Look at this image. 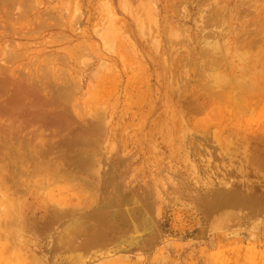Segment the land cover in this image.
Listing matches in <instances>:
<instances>
[{
  "label": "rangeland",
  "instance_id": "rangeland-1",
  "mask_svg": "<svg viewBox=\"0 0 264 264\" xmlns=\"http://www.w3.org/2000/svg\"><path fill=\"white\" fill-rule=\"evenodd\" d=\"M0 3V107L17 94L23 125L36 107L56 122L0 135V264H264V214L214 218L251 179L236 174L244 147L264 179V0H158L142 34L118 6L112 52L96 34L106 0ZM158 121L169 142L151 138Z\"/></svg>",
  "mask_w": 264,
  "mask_h": 264
},
{
  "label": "bare ground",
  "instance_id": "bare-ground-1",
  "mask_svg": "<svg viewBox=\"0 0 264 264\" xmlns=\"http://www.w3.org/2000/svg\"><path fill=\"white\" fill-rule=\"evenodd\" d=\"M9 1V0H8ZM107 1V3H105L104 5H105V9L106 10H109V11H107V13L106 14H108V17H105V20H106V22L105 21H103V24H104V27H101L100 28V30L99 29H97V30H99V31H97L96 32V34H97V37H99V38H101V40L103 41V43H104V45L106 46V48H105V51H106V49L108 50L109 49V51H114V50H112V48H113V45H114V48H115V44H113V41H116L117 40V38H116V35H117V33H118V29L120 28L116 23H114L115 21H112V20H114L115 18L114 17H116L117 16V11L118 10H121L122 12H124L125 13V11L127 10V9H129V10H133V13L135 14V18H136V21H137V23L136 24H138L139 22H141L140 23V25H136V27H135V24L133 25V23H131L130 21H128L129 23H131L130 25H132V28H133V26H134V28H138V26H141L142 24H144L145 25V23L143 22V20H145V19H143L142 18V15L144 14V16H145V18L150 14V12H151V14L149 15V17H147L150 21L152 20L151 18L152 17H154V15L156 14L155 12L157 11L156 10V4H157V1L158 0H121V2H120V0L118 1V2H120V3H122V4H120V3H118V5H117V3H116V0H113V2L115 3V5H113L112 3H111V1L110 0H106ZM124 1V2H123ZM2 3H3V1H1ZM6 3V2H5ZM160 3V2H159ZM172 3V2H171ZM1 4V3H0ZM6 5V4H5ZM158 5V4H157ZM115 6V7H114ZM121 8V9H119V7ZM162 6V5H161ZM116 7H117V9H116ZM149 8L151 9L150 11H149ZM2 9V8H1ZM20 9V8H19ZM161 9V8H160ZM106 10H105V12H106ZM123 10H125V11H123ZM152 10H153V13H154V15L152 16ZM156 10V11H155ZM20 12V11H19ZM126 12H130V11H126ZM146 12H148V13H146ZM168 12V11H167ZM210 12V11H209ZM128 13H126L127 14V16H128ZM148 14L147 16H146V14ZM21 14V13H20ZM76 14V13H75ZM129 15H132V12H131V14L129 13ZM157 15V14H156ZM155 15V16H156ZM126 16V17H127ZM132 16H134V15H132ZM132 16H130V17H132ZM143 16V17H144ZM150 16H152V17H150ZM113 17V18H112ZM129 17V19H131ZM208 17V16H207ZM140 18H142V19H140ZM147 18H146V20H147ZM128 19V20H129ZM157 19V16L151 21V23L152 24H157V22L155 21ZM216 19V18H215ZM132 20V19H131ZM133 20H134V18H133ZM132 20V21H133ZM138 20H139V22H138ZM146 20H145V22H146ZM149 20H148V22H149ZM217 20V19H216ZM211 21H212V19H211ZM213 21H215V20H213ZM143 22V23H142ZM150 23V22H149ZM149 23H148V25H149ZM150 23V24H151ZM212 23V22H211ZM3 24V23H2ZM119 24H120V22H119ZM147 25V26H148ZM161 25V24H160ZM1 26V25H0ZM141 28V30H139L140 32H141V34H142V32H143V29H144V27H143V25H142V27H140ZM168 30H169V28H168ZM134 29H133V33H134ZM136 32V31H135ZM122 33V32H121ZM131 34V33H130ZM129 34V35H130ZM136 35V33H134V36ZM121 36V35H120ZM132 36V35H131ZM130 36V39L131 38H133V36L131 37ZM136 37V36H135ZM208 37V36H207ZM96 38V37H95ZM121 38H123V37H121ZM134 39H136V38H134ZM100 41V39L98 40V42ZM101 41V42H102ZM133 41V40H132ZM261 41V40H260ZM128 42V41H127ZM100 43V42H99ZM103 43H101L102 45H103ZM115 43V42H114ZM133 44H134V42H133ZM138 44V43H137ZM130 45V44H129ZM252 45V44H251ZM104 46V47H105ZM127 46H128V44H127ZM131 46V45H130ZM129 46V47H130ZM140 46V45H139ZM159 46V45H158ZM99 47V46H98ZM101 47V46H100ZM132 47V46H131ZM130 47V48H131ZM135 47V46H134ZM103 48V47H102ZM128 48V47H127ZM133 48V47H132ZM137 48H139L138 47V45H137ZM137 48H134V50L136 49V52H139V54H136L135 52H134V54H133V57H134V55L135 56H137V55H140V57H141V54L144 52H142V51H140L141 50V47H140V49H137ZM154 48V47H153ZM250 48H252V47H250ZM154 49H156V48H154ZM153 49V50H154ZM96 50V49H95ZM101 50V49H100ZM138 50V51H137ZM132 51H133V49H132ZM131 51V54L133 53ZM157 51V50H156ZM102 52V51H101ZM140 52H142L141 54H140ZM154 52H155V50H154ZM153 52V53H154ZM157 52H159V51H157ZM253 53V52H252ZM144 54V53H143ZM142 54V55H143ZM145 55H147L146 53H145ZM153 55V54H152ZM155 55V54H154ZM148 56H151V55H147V56H142L141 58L140 57H138L139 59H142L143 57V59L142 60H144V59H147V58H145V57H148ZM135 58V57H134ZM137 58V59H138ZM151 58V62L150 63H152V59L154 58V56H153V58L152 57H150ZM149 58V59H150ZM156 58V57H155ZM148 59V60H149ZM141 60V61H142ZM147 60V61H148ZM143 62V61H142ZM141 62V63H142ZM218 62V61H217ZM216 62V64H218ZM139 63H140V61H139ZM149 62H147L146 63V65L148 66V64L149 65H151ZM166 63V62H165ZM173 63H175V62H173L172 61V63L171 64H173ZM262 63H264L263 61H262ZM138 64V63H137ZM153 64H154V62H153ZM152 64V65H153ZM170 64V65H171ZM143 65V64H142ZM145 65V64H144ZM157 65V64H156ZM164 65H166V64H164ZM163 65V66H164ZM169 65V67H170V69H169V73L170 74H167V72H166V74L165 73H163V74H165V76L163 75V77L164 78H166V76H168L169 75V77L171 78V77H173L174 78V74H175V72L174 71H176L175 70V68L176 67H172V66H170ZM137 66V65H136ZM146 66V67H147ZM159 66V65H158ZM167 66H168V63H167ZM167 66H164V68H166ZM174 66H176V64H174ZM217 66V65H216ZM143 67V66H142ZM152 67V66H151ZM162 67V66H161ZM168 67V68H169ZM177 67H178V65H177ZM214 67V66H213ZM212 67V68H213ZM149 68V67H148ZM160 68V67H159ZM162 70H161V72L163 71V67L161 68ZM213 70V69H212ZM217 72V71H216ZM226 72V71H225ZM234 72L235 71H230V73L229 74H232V76H233V74H234ZM97 73V72H96ZM177 73V72H176ZM246 73H248V72H246ZM95 74V73H94ZM173 74V75H172ZM238 72H237V74L235 75V76H238ZM162 75V74H161ZM227 75V74H226ZM243 75V74H242ZM255 75V74H254ZM229 76V75H228ZM232 76L230 75L229 77H231L232 78ZM96 77V76H95ZM162 77V76H161ZM162 77V78H163ZM163 78V79H164ZM170 78H168V80L170 79ZM172 78V79H173ZM226 78H228V77H226V76H219V75H214V79L216 80V85L218 86V85H220L221 87V89L222 90H224V88L226 89L225 91H227V89L228 88H230V85H232V84H230L231 82H230V79H226ZM234 78H237V77H234ZM234 78H232L231 79V81L234 79ZM236 80H238V79H236ZM243 80V79H242ZM234 81V80H233ZM232 81V82H233ZM239 81V80H238ZM245 81V80H244ZM253 81V80H252ZM172 83V82H171ZM245 83H248V81L247 82H245ZM244 83V84H245ZM235 84V83H234ZM234 84H233V86H234ZM238 85H241V84H239V83H237ZM243 84V83H242ZM243 84V85H244ZM170 85V84H169ZM176 85V84H175ZM237 85V86H238ZM232 86V87H233ZM224 87V88H223ZM241 87V86H240ZM259 87V86H258ZM4 88V87H3ZM215 88V87H214ZM236 88V87H235ZM7 89V88H6ZM173 89H176L175 87L173 88ZM250 92H256L257 91V89L254 87V86H250L249 88H247ZM262 89V88H261ZM171 90V89H170ZM1 91H3V90H1ZM176 91H177V89H176ZM176 91H174V94H175V92ZM259 91H261V90H259ZM263 92H264V89L262 90ZM17 92V91H16ZM170 92V94H168V99H169V101L167 102V104H165V106H166V108H169V109H171V111L173 112V110L175 111V112H180V108H179V101H178V97H176L177 98V101H175V96H174V94H173V92L172 91H169ZM3 93V92H2ZM19 93V92H18ZM234 93V92H233ZM239 93V92H238ZM234 94H236V92L234 93ZM16 95L17 94H15L14 95V98L13 97H11V99L9 100V102H8V104L10 105V106H4L3 108H1L0 107V123H1V125H3L4 126V124L7 122V124H6V127L4 128L3 127V129H1V131H0V135L2 134H4V135H8V134H14V133H19L20 135H23L22 133V130L24 131V129H26L27 131H29L28 133H30V132H35L39 127V124H41V123H43V122H45V123H47L48 125L46 126V125H44V126H46L47 128H50V123H52V125H54V123H56L55 121H51V120H47V118L48 117H43L44 118V121H43V118H42V112H43V110L42 111H38L37 112V110H35V109H37V107L34 109V110H32L31 109V107H33L32 105H30V109L32 110V111H30L29 110V108H28V110L30 111V120H31V123L32 124H30L29 126H30V129L28 128V126L27 125H23V122L25 121V114H24V110H25V108H23L24 106H25V104H24V106H20L18 103H19V101L17 100V98H19V96L18 97H16ZM176 95V94H175ZM1 96V95H0ZM178 96V95H177ZM237 96L238 95H236V98H237ZM8 98V97H7ZM236 98L233 100L234 102L236 101ZM12 100V101H11ZM20 100V103H21V98L19 99ZM162 100V99H161ZM7 102V101H6ZM157 102V101H156ZM13 103V104H12ZM158 103H161V102H157V104ZM163 105H164V103H162ZM234 104V103H233ZM1 105H2V102H1ZM0 105V106H1ZM13 105V106H12ZM23 105V104H22ZM38 105V104H37ZM34 106H36V104L34 105ZM41 105H39V107H40ZM159 106V105H158ZM26 107V106H25ZM29 107V106H28ZM27 108V107H26ZM34 108V107H33ZM170 111V112H171ZM240 112V111H239ZM45 113V112H44ZM236 114L238 113V111L237 112H235ZM242 113V112H241ZM244 113V112H243ZM174 114H176V113H174ZM236 114H234V115H236ZM44 115V114H43ZM230 115V114H229ZM245 115H246V113H245ZM23 116H24V118H23ZM175 116V115H174ZM173 116V117H174ZM177 116V115H176ZM237 116V115H236ZM235 116V117H236ZM241 116V115H240ZM178 117H179V115H178ZM237 117H239V116H237ZM177 118V117H176ZM176 118H174L175 120H176ZM233 118V117H232ZM231 118V119H232ZM22 119H23V121H22ZM230 119V120H231ZM29 120V121H30ZM45 120H47V121H45ZM172 120V119H171ZM178 120H179V118H178ZM235 120V119H234ZM16 121L17 122H19V124H17L16 123ZM174 121V120H173ZM173 121H172V123H173ZM26 123L28 122V119H26V121H25ZM34 122H36V125H35V123ZM37 122H39V124L37 125ZM159 122V121H158ZM176 122H178V123H176V124H180L179 123V121H176ZM180 122H181V119H180ZM250 122V121H249ZM25 123V124H26ZM169 123V122H168ZM161 124H163V125H161ZM174 124V123H173ZM248 124V123H247ZM169 125V124H168ZM171 125V124H170ZM169 125V126H170ZM250 125V124H249ZM248 125V126H249ZM252 125V124H251ZM49 126V127H48ZM177 126V125H176ZM38 127V128H37ZM42 127V126H41ZM40 127V128H41ZM52 127V126H51ZM171 127V126H170ZM178 127H179V125H178ZM177 127V128H178ZM46 128V129H47ZM161 128V129H160ZM174 128V127H173ZM176 128V127H175ZM174 128V129H175ZM182 128V127H181ZM44 129V128H43ZM52 129V128H51ZM56 129V128H55ZM54 129V130H55ZM159 129L162 131L161 133H160V131H159ZM163 129L165 130L166 129V126H165V124L163 123V122H159V124H158V126L156 125V128H153V130H152V132H151V134H152V139L153 138H156V136H162L163 137V139H164V143H165V140L168 138V137H170L171 135L170 134H172V132L171 133H168L169 132V130H168V132H167V129H170L171 130V128H167L166 129V132L167 133H165V132H163ZM4 130V131H3ZM48 130V129H47ZM176 130V129H175ZM177 130H179V129H177ZM22 132V133H21ZM42 132H43V130H42ZM56 132V131H55ZM182 132V131H181ZM6 133H8V134H6ZM24 133H26V132H24ZM27 133V134H28ZM88 134V133H87ZM1 135V136H2ZM46 135H48V134H46ZM83 135V134H82ZM85 136H86V134H84ZM149 135V134H148ZM236 135V134H235ZM27 136V135H26ZM88 136V135H87ZM79 137H80V134H79ZM91 137V136H90ZM173 137H174V135H173ZM219 137V136H218ZM217 137V138H218ZM234 137V136H233ZM4 138V137H3ZM15 138V137H14ZM171 138V137H170ZM21 139V138H20ZM82 139V138H81ZM88 139V138H87ZM160 139H161V137H160ZM163 139H161V140H163ZM233 139V138H232ZM4 140V139H3ZM14 140V139H13ZM77 140H78V138H77ZM153 140H156V139H153ZM168 140V139H167ZM238 140V139H237ZM236 140V142H237V144L234 142V140L233 141H230V147H231V154L235 157V156H237L236 154H237V152L239 153L240 152V150L239 151H237L238 150V146H236V145H239L238 144V141ZM241 140V139H240ZM80 141V140H79ZM89 141V140H88ZM151 141V140H150ZM158 142L160 141V140H157ZM92 142H93V140H92ZM156 142V141H155ZM163 142V141H162ZM161 142V143H162ZM167 142V141H166ZM168 142H169V140H168ZM172 142V141H171ZM221 142V141H220ZM224 142V141H223ZM2 143V142H1ZM88 143H91V142H88ZM163 143V144H164ZM225 143V142H224ZM244 143H245V141H244ZM3 144V143H2ZM6 143H4V145H5ZM16 144V143H15ZM23 143H21V145H22ZM156 144V143H155ZM172 144V143H171ZM174 144V143H173ZM162 145V144H161ZM169 145V144H168ZM18 146V145H17ZM165 145H163V147H164ZM171 146V145H170ZM170 146H168V148H170ZM173 146V145H172ZM158 147V146H157ZM174 147V146H173ZM242 147V146H241ZM4 148H5V146H4ZM24 148V149H23ZM26 147H23V146H18V148H17V151H9V149H7L10 153L11 152H14L13 153V155L15 156H17L18 157V154H23V150H26L25 149ZM159 148V147H158ZM172 148V147H171ZM170 148V149H171ZM1 149V148H0ZM23 149V150H22ZM163 149V151L165 150V148H162ZM2 150V149H1ZM4 150V149H3ZM2 150V151H3ZM13 150H14V148H13ZM37 150V149H36ZM80 150V149H79ZM167 150V149H166ZM165 150V151H166ZM251 151H252V149H250ZM250 150H248V148H246V147H244V153H248L247 155L245 154V158L243 159L242 157V159H239V162H241L240 163V165H239V167H237V169H236V174H246V175H248V176H251V179H247V180H242V181H238V182H235V183H233V187H228V188H226L225 189V191H224V197H223V199H218V200H220V201H218L217 202V206L214 208L215 209V211H214V218H219V220H230L231 218L233 219L235 216H237V215H251L252 217H257V215H259V214H264V179L262 178V177H260V175H258V174H256V170L252 167V165H251V163H252V161L254 162V160H252L253 159V157H252V155L254 154H252L251 152H249ZM171 151V150H170ZM241 151H243V150H241ZM84 152V151H83ZM174 152V151H173ZM43 153H45V152H43ZM47 153V152H46ZM251 153V154H250ZM1 154H2V152H1ZM37 154H38V152H37ZM41 154L42 153H40V154H38V156H36L34 153H33V156L34 157H37V159L41 156ZM81 154V153H80ZM240 154V153H239ZM12 155V154H11ZM12 155V156H13ZM28 155H30V154H28ZM6 156L8 157L9 155H8V153L6 154ZM48 156V155H47ZM46 156V157H47ZM76 156V155H75ZM84 156V155H83ZM239 156V155H238ZM249 156H250V159H249ZM43 157V156H42ZM74 157V156H73ZM252 157V158H251ZM10 158V157H9ZM41 158V157H40ZM52 158V157H51ZM79 158H82L81 157V155H80V157ZM87 158V157H86ZM236 158V157H235ZM15 159H16V157H15ZM42 159V158H41ZM49 159V158H48ZM43 160V159H42ZM50 160V159H49ZM48 160V161H49ZM82 160H87V159H84V157L82 158ZM89 160V159H88ZM87 160V161H88ZM12 161H14V159L12 160ZM12 161H10V162H12ZM38 161V160H37ZM47 160L44 162V163H49ZM52 161V160H51ZM35 162V161H34ZM72 162H73V160H72ZM75 162V161H74ZM3 163V162H2ZM52 164V163H51ZM1 165V164H0ZM10 165V164H9ZM36 165H37V167L38 166H40V167H42V166H44V168L45 167H47V168H50V166L49 165H47L46 166V164H44L43 165V162H41L40 161V163H36ZM14 166V165H13ZM7 167V166H6ZM36 167V166H35ZM36 167V168H37ZM33 168H34V165H33ZM43 168V167H42ZM41 169V168H40ZM36 170V169H35ZM39 170V169H38ZM47 170H50V169H47ZM56 170V169H55ZM34 171V170H33ZM62 173V172H61ZM60 175V174H59ZM10 182V181H9ZM213 213V212H212ZM58 214V213H57ZM59 216H60V214H58ZM221 215V216H220ZM219 216V217H218ZM97 241V240H96ZM94 244V243H93ZM92 244V245H93ZM88 245H91V244H88Z\"/></svg>",
  "mask_w": 264,
  "mask_h": 264
}]
</instances>
